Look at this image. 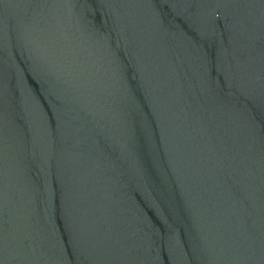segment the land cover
<instances>
[{"label":"water","instance_id":"water-1","mask_svg":"<svg viewBox=\"0 0 264 264\" xmlns=\"http://www.w3.org/2000/svg\"><path fill=\"white\" fill-rule=\"evenodd\" d=\"M0 264H264V0H0Z\"/></svg>","mask_w":264,"mask_h":264}]
</instances>
